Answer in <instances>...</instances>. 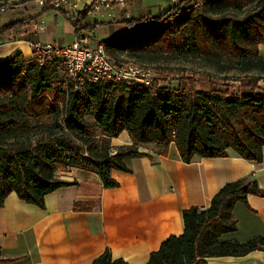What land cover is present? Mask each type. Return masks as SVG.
Masks as SVG:
<instances>
[{
  "label": "trees",
  "instance_id": "16d2710c",
  "mask_svg": "<svg viewBox=\"0 0 264 264\" xmlns=\"http://www.w3.org/2000/svg\"><path fill=\"white\" fill-rule=\"evenodd\" d=\"M193 1L180 0L159 15L123 19L126 31L103 42L109 51L169 50L226 59L229 67H239L242 73H257L248 82L242 80L254 89L230 94L214 85L205 90L189 89L182 82L173 87L115 79L78 85L59 56L43 63L27 59L22 52L9 56L0 61V208L12 192L45 208L48 193L70 184L56 178L59 165L93 169L107 188H115L119 182L112 171H130L127 159L147 154L139 150L142 143H158L167 154L175 142L181 158L189 163L197 156L224 157L231 150L250 161L263 160L264 90L256 89L264 78V55L259 50L264 43V0H202L197 5ZM249 5L254 8L242 19L219 15ZM53 8L68 16L78 35L98 25L84 24L89 18L87 7L72 18L46 3L39 15ZM39 15L14 20L0 32H18ZM61 66L70 81L67 84L58 74ZM114 91L118 96L112 95ZM48 116L53 123L44 124L47 136L43 146H37L29 136ZM127 130L134 144L114 150L111 139ZM219 192L210 207L185 208L184 233L168 236L145 264H207L206 258L214 255L242 256L257 248L264 250L261 234L249 240L221 238L227 231L238 230L233 215L237 203H247L251 194L264 197L257 178L228 182ZM13 261L4 259L0 249V262ZM91 264L128 262L122 256L114 258L107 247Z\"/></svg>",
  "mask_w": 264,
  "mask_h": 264
},
{
  "label": "crops",
  "instance_id": "0c3cea01",
  "mask_svg": "<svg viewBox=\"0 0 264 264\" xmlns=\"http://www.w3.org/2000/svg\"><path fill=\"white\" fill-rule=\"evenodd\" d=\"M125 7L114 6L99 15H89L84 24H125L123 19L152 14H146L140 3L136 9ZM126 29L125 24L123 32ZM96 32L94 45L107 39L95 41ZM79 35L76 33V38ZM31 36L41 41L40 31ZM20 44L23 41L0 52V61L19 52L27 59L33 57L32 47L25 50ZM259 50L264 55V43ZM132 143L128 130L111 139L114 150ZM139 150L147 154L129 157L126 163L130 171H112L119 182L115 188H107L93 169L59 165L56 178L70 184L48 193L45 208L26 202L16 192L9 194L0 208V249L4 259L14 261L0 264H91L107 247L114 258L122 256L128 264H145L168 236L184 233L185 208L210 207L225 184L241 178L256 177L264 189V150L260 162L231 150L224 157L197 156L190 163L181 158L175 142L167 154L158 143H142ZM233 215L238 230L227 231L222 239L264 236L263 196L249 195L247 203L236 204ZM206 260L207 264H264V250L257 248L242 256L214 255Z\"/></svg>",
  "mask_w": 264,
  "mask_h": 264
},
{
  "label": "rangeland",
  "instance_id": "374dc122",
  "mask_svg": "<svg viewBox=\"0 0 264 264\" xmlns=\"http://www.w3.org/2000/svg\"><path fill=\"white\" fill-rule=\"evenodd\" d=\"M52 1V0H49ZM174 0H135L130 3H126L127 9H132L138 6L143 8L146 14L150 12L154 15H159L167 10V5L172 4ZM202 0H194L193 3L199 4ZM133 3V5H132ZM51 4V3H50ZM83 5L81 2L80 7ZM5 6L7 10L0 13V28L4 25L17 20L26 19L27 16L39 15L44 4L40 0H6L0 2V7ZM254 6L249 5L244 10H229L219 15L226 14L230 17L244 18L248 12L253 10ZM101 14V13H100ZM93 15V14H92ZM99 15V14H97ZM219 15H213L218 17ZM150 16V15H149ZM41 23L45 27L42 31L40 30V40L44 42H51L53 44L68 45L73 41H76L75 27L71 20L59 9H49L42 12L37 20H31L18 32H13L16 38L23 41V44L19 46L25 50L29 48V40L36 41L31 36L34 35L33 24ZM125 24L118 23H104L99 24L96 29V40L105 39L108 40L113 36H121L123 34L122 26ZM92 30V28H91ZM185 35H188L187 31L184 30ZM95 35V33H94ZM19 42V41H18ZM18 42H10L0 46V52L6 51L10 46H14ZM113 58L117 61H127V63L140 66L149 73V79L151 83L155 82L161 86L173 85L178 86L180 82L187 84L189 89H210L213 85L220 91H228L230 94H239L250 92L254 88L252 86L246 87L242 82L249 81L250 76H257L255 71H249V73H242L239 67H229L230 64L226 59L218 61L213 57L200 56L198 54H185V53H173L169 50L165 52L153 51L147 53L138 52L132 53L128 50L116 51L110 50ZM62 82L69 83L67 73L61 70L58 73ZM243 80V81H242ZM257 92H263L264 90V78L258 84ZM112 95H117V91H114ZM126 95L122 97L126 98ZM93 119L91 115L88 117ZM52 124V118L50 116L45 117L42 121V126H35V129L29 136V141L37 146H43L44 139L47 136V128L44 124ZM58 133V130L56 131Z\"/></svg>",
  "mask_w": 264,
  "mask_h": 264
},
{
  "label": "built area",
  "instance_id": "2783aa9c",
  "mask_svg": "<svg viewBox=\"0 0 264 264\" xmlns=\"http://www.w3.org/2000/svg\"><path fill=\"white\" fill-rule=\"evenodd\" d=\"M127 0H40L44 5L51 3L56 8L63 9L72 18L75 13L82 8L89 9V15L99 14L109 11L114 6H122ZM81 2L84 3L80 7ZM7 7H0V13L5 12ZM35 33L44 29L41 23L33 24ZM94 29L79 35L76 41L68 45L47 43L44 41L29 40V45L33 49V57L43 63L47 60L59 56L63 59L68 75L71 76L78 85H83L86 81L91 83L106 82L111 79L117 81H141L150 84L149 73L142 70L140 66L127 63V61H117L112 57L107 48V44L100 41L93 44ZM22 41L16 38L15 33L3 34L0 32V46ZM205 208V207H204Z\"/></svg>",
  "mask_w": 264,
  "mask_h": 264
}]
</instances>
